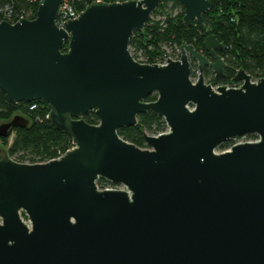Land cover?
Segmentation results:
<instances>
[{
    "label": "water",
    "instance_id": "water-1",
    "mask_svg": "<svg viewBox=\"0 0 264 264\" xmlns=\"http://www.w3.org/2000/svg\"><path fill=\"white\" fill-rule=\"evenodd\" d=\"M164 1L94 3L64 29L62 0H39L33 20H0V91L14 104H47L73 144L41 164L0 147V264H264V79L239 70V88L220 86L214 35L164 66L135 61L131 37ZM176 1L184 23L205 30L212 3ZM90 112L98 125L85 121ZM147 113L168 128L143 132L148 150L118 134ZM28 125L14 116L0 139ZM251 134L257 142L218 152ZM100 179L126 190H100Z\"/></svg>",
    "mask_w": 264,
    "mask_h": 264
},
{
    "label": "trees",
    "instance_id": "trees-1",
    "mask_svg": "<svg viewBox=\"0 0 264 264\" xmlns=\"http://www.w3.org/2000/svg\"><path fill=\"white\" fill-rule=\"evenodd\" d=\"M22 10H32L33 17L37 15L38 2L14 0ZM213 8L204 16L205 30H201L197 22L186 25L183 21L184 8L176 0H166L152 13V16L142 32H134L129 48L136 54L151 59L163 56L168 46L173 53L177 48L187 44L192 45L199 52H203L202 45L206 37L214 35L224 45L220 54L226 63V78L222 85H233L234 77L239 70H244L254 80L264 79V0H209ZM91 0H80L77 6L83 10ZM196 66L193 75L196 77ZM197 69V68H196ZM205 82L213 83L214 74L211 70L204 73ZM156 95L147 98L148 102L155 101ZM37 105L35 110H30ZM49 108L47 104L37 101L30 104H14L6 99L0 91V125L20 115L29 120L25 128L12 131L8 139L0 142L8 145L6 149L11 158L18 162H45L57 158L73 147L72 140L59 132L47 119ZM85 121L90 125H98L99 120L94 112H90ZM163 118L152 113L140 115L135 127L123 128L118 131L119 136L139 148L146 147L143 132L155 136L167 131ZM244 138L254 140L256 135ZM235 140L222 145L220 151L228 150ZM4 148V147H3ZM98 187L104 189L111 183L100 179Z\"/></svg>",
    "mask_w": 264,
    "mask_h": 264
},
{
    "label": "built area",
    "instance_id": "built-area-1",
    "mask_svg": "<svg viewBox=\"0 0 264 264\" xmlns=\"http://www.w3.org/2000/svg\"><path fill=\"white\" fill-rule=\"evenodd\" d=\"M30 3L33 2H38L39 4V0H27ZM129 1H142V0H91V4H87L86 7L81 10L78 6L77 3L80 2V0H62L59 12H58V16L56 19V25L57 27L64 29L65 28V23H67V21L70 20H75L77 19L81 13H83L87 7H89L90 5L94 4V3H98V2H105V3H125V2H129ZM33 11L32 10H22L20 9L19 5L14 1V0H0V20H4V21H8L11 24H15L17 22H19L21 20V18L27 19V20H33L35 18L33 17ZM65 22V23H64ZM130 50V53L132 55V57L135 59V61L141 63V64H149V65H159V66H164L167 64L168 58L169 60H179L180 59V48H177L173 53L167 52L166 54H164L163 56H157L151 59L145 58L143 57L141 54H136L135 52H133V50ZM192 81L195 82L196 79L192 77ZM256 82V80H254ZM241 84L234 82V84L231 85H222L220 84V86H225L227 88H234L237 89L240 87ZM213 88L216 90L217 86H213ZM37 107V105H32L30 107V110H35ZM190 110H193L192 107H189ZM168 131V129H167ZM166 131V132H167ZM165 133V132H164ZM163 134V133H160ZM158 134V135H160ZM155 135V136H158ZM244 138V137H243ZM245 139V138H244ZM258 141V137L254 140H245V141H240L239 139H236L235 143L233 145L236 144H240V143H255ZM73 149V147L71 148ZM70 149V150H71ZM142 149H150L149 146L146 143V147L142 148ZM230 149V148H229ZM227 151V150H226ZM224 152V151H223ZM65 155L61 154L60 156H58L57 158L45 161V162H36V163H30V162H23L26 164H41V163H47L49 161H53V160H58L61 157H63ZM13 159V158H12ZM15 160V159H13ZM16 161V160H15ZM18 162V161H17ZM21 163V162H20ZM100 190H126V187L124 186H116V185H108L106 186L104 189L99 188Z\"/></svg>",
    "mask_w": 264,
    "mask_h": 264
},
{
    "label": "rangeland",
    "instance_id": "rangeland-1",
    "mask_svg": "<svg viewBox=\"0 0 264 264\" xmlns=\"http://www.w3.org/2000/svg\"><path fill=\"white\" fill-rule=\"evenodd\" d=\"M163 51H166V52H171L172 50L170 49V47H168V46H165V47H163ZM195 72H196V77H195V79L197 78V75H198V70L195 68ZM149 135V134H148ZM12 139H13V137H11V138H9L8 140V142L9 143H11V141H12ZM240 141H245V140H248V139H244V138H241V139H239ZM9 145V144H8ZM8 145H5V144H3V143H1L0 142V147L1 148H5V149H7L8 148ZM229 150V149H228ZM226 151V150H225ZM218 152H223V151H220V150H218Z\"/></svg>",
    "mask_w": 264,
    "mask_h": 264
},
{
    "label": "flooded vegetation",
    "instance_id": "flooded-vegetation-1",
    "mask_svg": "<svg viewBox=\"0 0 264 264\" xmlns=\"http://www.w3.org/2000/svg\"><path fill=\"white\" fill-rule=\"evenodd\" d=\"M212 61H213V60H212ZM196 68H197V67H196ZM197 70H198V69H197ZM208 70H211V69L206 68V69H205V72L208 71ZM211 71H212V70H211ZM205 72H204V73H205ZM212 72H213V71H212ZM213 74H214V73H213ZM213 79H214V78H213Z\"/></svg>",
    "mask_w": 264,
    "mask_h": 264
}]
</instances>
